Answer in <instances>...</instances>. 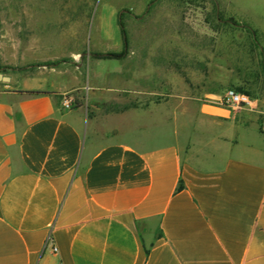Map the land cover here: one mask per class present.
<instances>
[{
    "label": "crops",
    "instance_id": "0c3cea01",
    "mask_svg": "<svg viewBox=\"0 0 264 264\" xmlns=\"http://www.w3.org/2000/svg\"><path fill=\"white\" fill-rule=\"evenodd\" d=\"M72 10L17 21L18 39L53 43L51 29L83 26L60 15ZM55 62L0 55L11 69L0 71V264H264L259 100L239 111L177 100L108 113L102 71L88 78ZM139 70L133 91L151 76ZM83 77L93 113L62 105Z\"/></svg>",
    "mask_w": 264,
    "mask_h": 264
},
{
    "label": "rangeland",
    "instance_id": "374dc122",
    "mask_svg": "<svg viewBox=\"0 0 264 264\" xmlns=\"http://www.w3.org/2000/svg\"><path fill=\"white\" fill-rule=\"evenodd\" d=\"M61 8L73 9L60 15L83 26L51 29V44L18 39L24 29L16 27L17 21L60 18ZM120 14L128 41L125 56L97 58L124 51ZM0 55L55 57L56 66L66 63L73 71L79 66L88 78L89 70L97 68L103 77L95 79L105 87L98 104L108 113L177 100L195 110L196 103H222L230 88L247 92L264 109V0H0ZM133 65L141 70L140 79L143 69L151 73L145 85L136 82L135 91L129 76ZM10 70L0 66L1 72ZM89 95L83 77L67 97L75 98V107L93 113ZM115 124L125 130L130 125L125 119H110L109 125Z\"/></svg>",
    "mask_w": 264,
    "mask_h": 264
},
{
    "label": "built area",
    "instance_id": "2783aa9c",
    "mask_svg": "<svg viewBox=\"0 0 264 264\" xmlns=\"http://www.w3.org/2000/svg\"><path fill=\"white\" fill-rule=\"evenodd\" d=\"M221 101L224 105L237 109L250 106L252 103V98L244 92L230 88L224 92L221 97ZM62 105L64 109H71L74 106V100L70 97H64L62 100ZM49 243L52 245L53 251H56L57 249L53 245L51 239H49Z\"/></svg>",
    "mask_w": 264,
    "mask_h": 264
},
{
    "label": "trees",
    "instance_id": "16d2710c",
    "mask_svg": "<svg viewBox=\"0 0 264 264\" xmlns=\"http://www.w3.org/2000/svg\"><path fill=\"white\" fill-rule=\"evenodd\" d=\"M118 24L120 26L121 33H122V36H123V41H124V46H125L124 51L122 53H120V54H107V53L106 54H97V55H95L97 58L109 59V58H121V57L125 56L128 41H127V37H126V31L124 29V24H123V21H122V14H120V16H119ZM254 41L257 43L256 34H254ZM237 91H240V90H237ZM240 92H244V91H240ZM244 93L248 94L247 92H244ZM28 94H42V92H28ZM183 188H184V184H183L182 181H180L179 185L177 187V190L181 191V190H183ZM148 252L149 251L146 249V253L147 254H148Z\"/></svg>",
    "mask_w": 264,
    "mask_h": 264
},
{
    "label": "water",
    "instance_id": "95a60500",
    "mask_svg": "<svg viewBox=\"0 0 264 264\" xmlns=\"http://www.w3.org/2000/svg\"><path fill=\"white\" fill-rule=\"evenodd\" d=\"M0 79H7V77L0 74Z\"/></svg>",
    "mask_w": 264,
    "mask_h": 264
}]
</instances>
